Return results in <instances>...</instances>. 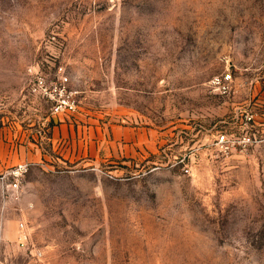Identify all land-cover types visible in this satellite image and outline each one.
Returning a JSON list of instances; mask_svg holds the SVG:
<instances>
[{
	"label": "rangeland",
	"instance_id": "obj_1",
	"mask_svg": "<svg viewBox=\"0 0 264 264\" xmlns=\"http://www.w3.org/2000/svg\"><path fill=\"white\" fill-rule=\"evenodd\" d=\"M35 63L74 112L27 95ZM19 164L0 264H264V0H0V177Z\"/></svg>",
	"mask_w": 264,
	"mask_h": 264
},
{
	"label": "built area",
	"instance_id": "obj_2",
	"mask_svg": "<svg viewBox=\"0 0 264 264\" xmlns=\"http://www.w3.org/2000/svg\"><path fill=\"white\" fill-rule=\"evenodd\" d=\"M26 74L29 78L26 93L28 96L43 100L49 104V116H62L72 113L77 108L76 96L78 92L69 87V78L62 66L55 68L54 77L48 78L45 76L38 63L30 65L26 68ZM231 76L228 73L215 76L211 80V85L215 87L220 93H227L230 88ZM41 129H39L40 131ZM219 142L225 143L227 140L225 136L219 137ZM249 141V140H247ZM245 140L238 142L244 143ZM28 164H19L8 174H3L0 181L4 184L6 190L15 191L18 189L19 177L28 170ZM11 178V181L9 180ZM6 181L9 183H6ZM27 227L24 222L18 223V244L21 247L30 249L32 255H38V251H33L29 248Z\"/></svg>",
	"mask_w": 264,
	"mask_h": 264
},
{
	"label": "crops",
	"instance_id": "obj_3",
	"mask_svg": "<svg viewBox=\"0 0 264 264\" xmlns=\"http://www.w3.org/2000/svg\"><path fill=\"white\" fill-rule=\"evenodd\" d=\"M69 84H70V83H69ZM69 87H70V85H69ZM70 88H71V87H70ZM72 89H73V88H72ZM52 117L54 118V116H51V119H53ZM57 117L60 119L59 116H57ZM44 119H45V118H44ZM44 119H43V120H44ZM52 141H53V138H52Z\"/></svg>",
	"mask_w": 264,
	"mask_h": 264
}]
</instances>
